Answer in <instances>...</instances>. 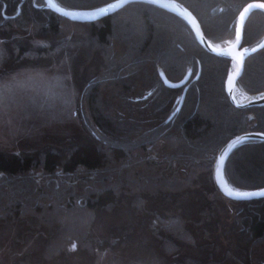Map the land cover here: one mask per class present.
I'll list each match as a JSON object with an SVG mask.
<instances>
[{"label":"trees","instance_id":"16d2710c","mask_svg":"<svg viewBox=\"0 0 264 264\" xmlns=\"http://www.w3.org/2000/svg\"><path fill=\"white\" fill-rule=\"evenodd\" d=\"M55 1L68 8H95L113 0ZM176 1L194 14L201 27L206 24L203 16L207 19L214 16V21L202 30L210 41L218 43L220 39L214 40L211 36L233 28L228 26L235 19L231 21L233 14L253 0ZM128 5L141 8L137 12L122 8L100 20L74 22L84 27L77 34V43L84 40L85 35H90L105 47L103 53L109 54L102 63L99 81L90 83L92 88L86 97L94 125L86 128L81 140L72 142L65 149L19 153L0 150V212L5 213L0 215V224L20 221L26 216L25 205L30 202L34 201L30 207L40 209L39 201L45 199L47 184L37 181L34 175L38 171L46 174L47 182L57 177L58 171L68 176L70 192L67 202L63 203L61 197L54 200L59 207L71 208L78 203V206L91 210L113 208L133 193L142 203L144 198L150 200L148 195L143 198L145 191L156 192L163 197L159 201L164 203L173 188L186 184L203 185L204 180L199 175L210 168L220 147L231 137L248 131L264 133V107L239 108L225 95L223 81L231 66L230 61L201 48L188 25L177 16L147 3ZM143 7L167 13L176 21L174 29L161 28L155 45H152L154 25L146 16L150 10ZM6 12L18 13V16H6ZM254 14L264 13L257 11ZM220 16L221 20L215 21ZM62 19L68 20L39 6L36 0H0V24L6 22L10 25L7 36L14 23L26 25L31 22L41 31L58 32ZM121 27L122 39L117 36ZM260 28L261 22L254 19L249 28L244 29V47L261 39ZM115 38L122 43L121 54L117 57L107 49H112V39ZM78 45L85 49L82 44ZM20 50L23 52L24 48ZM100 55L105 54L96 53V59H93L102 62ZM81 58L86 61V56ZM171 62L182 63L187 68L182 77H189L185 99L190 105L187 111L182 105L169 119L167 115L175 111L182 93L181 87H168L161 79L160 75H164L171 83L180 80L169 79L175 71L169 66ZM245 68L250 72L246 78L248 86L241 85L252 94L264 86L260 84L264 82V48L248 57ZM197 72L199 75L195 77ZM101 82H108L103 90L105 93L99 87ZM254 83L256 85L252 86ZM233 173H238L253 187L235 183L230 177ZM76 174H79L78 179ZM224 175L230 184L240 189L263 187L264 141H247L237 146L225 162ZM232 204L238 207L237 216L230 223L231 234L237 241L249 247L253 241L260 243L264 240V198L232 201ZM25 223L27 229L34 225L27 226V220ZM123 228L112 226L109 229L114 235L111 246L123 243L126 236L121 234ZM49 231L47 229L46 234Z\"/></svg>","mask_w":264,"mask_h":264},{"label":"rangeland","instance_id":"374dc122","mask_svg":"<svg viewBox=\"0 0 264 264\" xmlns=\"http://www.w3.org/2000/svg\"><path fill=\"white\" fill-rule=\"evenodd\" d=\"M36 3L44 4L39 0ZM128 6L124 10L137 12L141 8ZM143 8L150 10L146 16L154 25L152 45H155L161 28L174 29L176 21L167 13ZM13 15L18 16V13ZM210 16L209 19L203 16L206 24L202 28L214 21V16ZM218 18L215 21L221 20V16ZM254 19L261 22L260 37L264 33V14H251L245 28L248 29ZM59 26V31L53 32L41 31L31 22L14 23L7 36L10 25L0 24V150L19 153L65 149L81 140L86 128L94 125L86 97L92 88L90 83L99 81L102 63L109 54L103 53L105 47L90 35L77 43V34L84 27L63 19ZM117 33L122 39V27ZM233 34L234 28H231L211 37L220 39L217 44L224 45L232 40ZM112 42V49H107L117 57L121 54V41L115 38ZM78 44H82L86 52ZM21 47L23 52H20ZM96 53L105 54L100 55L102 62L94 60ZM171 63L169 66L175 71L169 79L178 81L187 68L182 63ZM246 72L242 78L244 87L248 86L246 78L250 73L248 69ZM107 83L99 84L103 93ZM239 85L240 98L251 95L241 83ZM182 105L187 111L190 103L187 104L185 97ZM171 113L167 115L169 119ZM213 161L210 168L199 175L204 180L203 185L173 188L167 202L159 201L163 197L156 192L145 191L143 198L148 195L149 201L144 198L141 203L133 193L117 207L97 210L78 206V203L71 208L57 206L54 200L60 197L63 203L67 202L68 176L58 171L57 177L47 182L46 174L38 171L34 175L37 181L47 184L45 199L39 201L40 209L30 207L34 201L25 205L26 216L20 221L0 224V264H264V240L253 241L246 247L231 234L230 223L237 216L238 207L217 189L212 175ZM76 176L78 179L79 174ZM230 177L235 183L253 187L238 173ZM1 212L0 215L5 214ZM25 220L27 226L34 225L27 229ZM112 226H124L123 243L111 246L114 235L109 229ZM43 229L50 231L46 234Z\"/></svg>","mask_w":264,"mask_h":264},{"label":"water","instance_id":"95a60500","mask_svg":"<svg viewBox=\"0 0 264 264\" xmlns=\"http://www.w3.org/2000/svg\"><path fill=\"white\" fill-rule=\"evenodd\" d=\"M43 2L44 4L42 7L72 22L81 23L100 20L132 3H147L155 5L183 20L192 31L197 44H199L205 51L215 56L228 58L231 61V66L224 81V91L229 101L234 106L255 107L264 105V91L248 95L242 99L237 95L236 87V82L242 72L245 58L264 48V36L256 44L250 47H241L246 20L253 12L264 10V8L260 7L249 8L247 11H245V9L249 4H260L264 3V1H249L240 9L236 18L234 36L229 43L224 45L210 41L204 35L201 25L194 14L176 0H113L95 8H68L59 5L55 0H43ZM53 3L56 5L55 7L51 6ZM242 13L243 17L241 16ZM160 76L164 84L172 88L181 87L187 81V79L184 78L179 82L171 83L164 75ZM185 93L186 90L184 89L181 93L175 112L180 109ZM247 141H264V133L248 131L231 137L220 147L213 161L212 175L214 183L220 193L230 200L249 201L264 198V186L254 189H240L230 184L224 175V165L229 155L237 146Z\"/></svg>","mask_w":264,"mask_h":264},{"label":"flooded vegetation","instance_id":"af4514ba","mask_svg":"<svg viewBox=\"0 0 264 264\" xmlns=\"http://www.w3.org/2000/svg\"><path fill=\"white\" fill-rule=\"evenodd\" d=\"M257 11H262L263 13H264V10H257ZM257 11H255V12H257ZM255 12H253V13H255ZM252 13V14H253ZM251 16V15H250ZM249 16V17H250ZM248 17V18H249ZM236 18H237V15H236V17H235V19H234V21L229 25L230 27H233V28H235V24H236ZM248 20V19H247ZM247 20H246V22H247ZM246 22H245V24H246ZM244 29H245V25H244ZM234 35V34H233ZM264 36V34L262 35V37ZM261 37V38H262ZM243 38H244V30H243V37H242V43H241V47H244L243 46ZM226 44V43H225ZM263 49V48H262ZM261 49V50H262ZM261 50H259V51H261ZM258 52V51H257ZM251 56V55H250ZM249 57V56H248ZM247 57V58H248ZM222 58H225V57H222ZM247 58H245V60H244V64H243V69H242V72H241V74H240V76L238 77V79H237V82H236V87H237V90H238V87H240V83L243 85V83L244 82H242V78H245V76L244 75H246V71H245V65H246V60H247ZM225 59H227L228 61H230L228 58H225ZM230 64H231V61H230ZM200 68V67H199ZM198 75H199V72H197V75L195 76V77H198ZM227 75V74H226ZM186 76H183L180 80H182L183 78H185ZM187 81L184 83V85H182L181 86V90H182V92H183V90L185 89V90H187V84H188V79H189V77L187 76ZM225 79H226V76H225V78H224V81H225ZM179 80V81H180ZM224 81H223V90H224ZM251 81L252 82H254V80L253 79H251ZM261 85H264V82H261L260 83ZM252 86H255L256 85V83H254V84H251ZM178 88H180V87H178ZM264 91V86L263 87H261L260 88V90L259 91H256V92H254V93H260V92H263ZM225 92V91H224ZM226 95V94H225ZM227 96V95H226ZM228 98V97H227ZM229 100V99H228ZM256 108H259V107H264V105L263 106H255ZM239 108H254V107H239Z\"/></svg>","mask_w":264,"mask_h":264},{"label":"snow or ice","instance_id":"6c2138e0","mask_svg":"<svg viewBox=\"0 0 264 264\" xmlns=\"http://www.w3.org/2000/svg\"><path fill=\"white\" fill-rule=\"evenodd\" d=\"M51 6L55 7L56 5L53 3ZM253 7L264 8V3H260V4H249L247 6V8L245 9V11H247L249 8H253ZM241 16L243 17V13L241 14ZM73 247H75V245Z\"/></svg>","mask_w":264,"mask_h":264},{"label":"bare ground","instance_id":"6f19581e","mask_svg":"<svg viewBox=\"0 0 264 264\" xmlns=\"http://www.w3.org/2000/svg\"><path fill=\"white\" fill-rule=\"evenodd\" d=\"M239 96V95H238ZM240 97V96H239Z\"/></svg>","mask_w":264,"mask_h":264}]
</instances>
